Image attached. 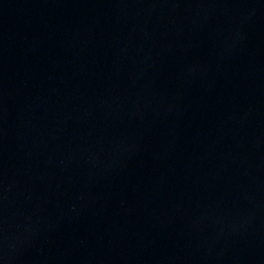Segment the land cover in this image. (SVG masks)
Returning <instances> with one entry per match:
<instances>
[{"label": "water", "instance_id": "1", "mask_svg": "<svg viewBox=\"0 0 264 264\" xmlns=\"http://www.w3.org/2000/svg\"><path fill=\"white\" fill-rule=\"evenodd\" d=\"M0 264H264V0H0Z\"/></svg>", "mask_w": 264, "mask_h": 264}]
</instances>
